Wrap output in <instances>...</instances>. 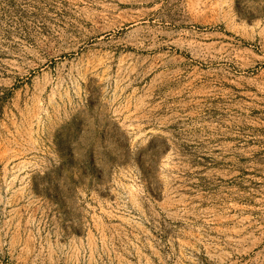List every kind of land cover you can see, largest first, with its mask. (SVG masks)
<instances>
[{
	"label": "rangeland",
	"instance_id": "374dc122",
	"mask_svg": "<svg viewBox=\"0 0 264 264\" xmlns=\"http://www.w3.org/2000/svg\"><path fill=\"white\" fill-rule=\"evenodd\" d=\"M0 264H264V0H0Z\"/></svg>",
	"mask_w": 264,
	"mask_h": 264
},
{
	"label": "bare ground",
	"instance_id": "6f19581e",
	"mask_svg": "<svg viewBox=\"0 0 264 264\" xmlns=\"http://www.w3.org/2000/svg\"><path fill=\"white\" fill-rule=\"evenodd\" d=\"M148 31V29H146ZM144 33V32H143Z\"/></svg>",
	"mask_w": 264,
	"mask_h": 264
}]
</instances>
